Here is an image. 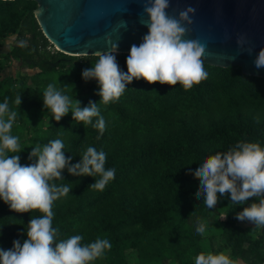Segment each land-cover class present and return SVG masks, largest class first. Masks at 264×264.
I'll use <instances>...</instances> for the list:
<instances>
[{"label":"trees","instance_id":"obj_1","mask_svg":"<svg viewBox=\"0 0 264 264\" xmlns=\"http://www.w3.org/2000/svg\"><path fill=\"white\" fill-rule=\"evenodd\" d=\"M37 6L35 0H0V49L10 36L15 35L17 42L0 57L20 59L26 67L39 69L23 77L20 87H15L12 76L0 78V101L10 98V107L21 114L17 120L30 111L50 114L43 108L40 93L56 75L59 86L69 85L70 97L81 95V106L99 101L96 81L81 77L82 69L96 56L50 50L35 17ZM127 55L116 56L125 71ZM6 60L0 61V71L7 66ZM208 67L209 72L187 90L179 82L168 85L133 79L118 99L99 104L106 120L102 135L91 125L73 121L70 112L60 121H49L40 134L41 145L62 138L71 163L92 145L106 152L105 168L116 169L103 190L88 188L93 177H77L67 169L62 173L64 181H56L74 186L70 194L53 203V226L59 229L60 238L81 234L83 243L97 237L111 241V249L94 264H129L130 250L137 252L138 264H194L200 252H207L201 246L205 235L195 231L198 217L220 229L232 258L264 264V229L254 237L250 226L238 224L235 212L243 205L229 202L226 217L218 221L220 210L207 209L202 196H192L200 184L197 159L240 140L264 143V77L245 74L240 67ZM18 94L19 108L11 103ZM30 151L19 154L22 164L30 162ZM33 214L38 213L34 210ZM29 219L30 213L15 212L0 201V248H10L14 239H23Z\"/></svg>","mask_w":264,"mask_h":264},{"label":"clouds","instance_id":"obj_2","mask_svg":"<svg viewBox=\"0 0 264 264\" xmlns=\"http://www.w3.org/2000/svg\"><path fill=\"white\" fill-rule=\"evenodd\" d=\"M169 7L170 0H144L145 18L140 22L147 32L138 44L130 46L125 57L126 71L116 59L117 42L96 52L94 62L82 69L83 80L96 81L99 101L81 106L78 99L68 95L69 85L48 83L40 94L49 118L60 121L70 112L73 121L91 125L102 135L106 120L99 104L118 99L133 79L168 85L179 82L187 90L204 77L209 72L206 38L189 31L196 9L189 5L173 16ZM237 42L243 44L245 38L241 36ZM254 64L257 68L264 66V47L257 52ZM9 100L5 96L0 101V201L15 212L30 213V219L27 228H23V239H14L10 248H0V264H94L111 249V241L97 237L83 243L81 234L60 238L59 229L53 226V203L70 194L74 186L73 182L56 181H64L62 173L67 169L77 177H93L94 182L88 188L103 190L114 179L116 169L105 168L106 152L92 145L82 151L76 163H71L72 156L65 155V143L60 137L43 145H29L30 162L22 164L19 154L25 147L21 146L19 136L12 133L21 114L10 107ZM11 103L19 108L21 94L12 98ZM197 160L195 171L200 174V184L195 191L202 196L205 207L213 209L219 196L227 193L232 204L243 205L235 212L236 219L248 221L254 228L264 227V143L240 140L226 150ZM192 161L187 163L190 167ZM34 210L38 214L34 215ZM195 223V231L203 235L207 220L198 217ZM194 264H238V261L228 251H207L200 252ZM239 264L247 262L240 260Z\"/></svg>","mask_w":264,"mask_h":264},{"label":"water","instance_id":"obj_3","mask_svg":"<svg viewBox=\"0 0 264 264\" xmlns=\"http://www.w3.org/2000/svg\"><path fill=\"white\" fill-rule=\"evenodd\" d=\"M35 1L43 33L68 55H95L113 42L117 52L128 53L147 32L140 22L144 0ZM189 5L196 9L189 31L206 38L209 65L240 67L245 74L264 77V66L254 64L264 47V0H170L168 12L175 16ZM241 36L243 44L237 42Z\"/></svg>","mask_w":264,"mask_h":264},{"label":"rangeland","instance_id":"obj_4","mask_svg":"<svg viewBox=\"0 0 264 264\" xmlns=\"http://www.w3.org/2000/svg\"><path fill=\"white\" fill-rule=\"evenodd\" d=\"M15 35L10 36L7 38L6 44L0 49V53H5L7 51H10L13 46L17 43L15 40ZM50 42V46L48 48L52 51L58 50V47L56 44L48 38ZM119 52H117L118 54ZM2 56L0 57V61H4ZM7 66L3 68L0 71V78H6L8 76H12L15 79V87H20V81L23 77H31L35 73L39 71L38 68L30 69L22 64V61L20 59H14L9 58V60H6ZM40 78L44 79V75L40 76ZM44 81V80H43ZM45 80L44 82H46ZM60 82V76L56 75L53 77L51 82ZM28 85H32L31 81H28ZM83 95V93H82ZM81 95H72L71 97H74L78 99ZM50 115V114H49ZM49 115H42L38 111H30L27 116H25L21 120H17V123L14 124L12 128V133L19 136L20 143L22 147H25L24 149H31L29 145L33 143H39L40 141V134L43 132V130L46 127V124L51 121L52 119L49 118ZM49 119V121H48ZM193 197H198L200 195H197L196 191L192 194ZM230 202V199L228 197V194L225 193L223 196H219L217 204L215 207L220 210L222 213L218 216V221L224 219L226 217V214L224 213V210L227 209L228 204ZM243 223V221H241ZM217 225V224H214ZM213 225V226H214ZM264 227H256L254 228V225L251 226V232L254 237H257L260 235L263 231ZM205 238L201 240V246L206 251H228L231 255L230 249L227 247V244L225 242V239L222 237L220 229L218 227H212L208 224V227L204 233ZM211 236V240L209 237ZM128 262L129 264H138L137 263V252L134 250L128 251ZM241 259H238V264ZM176 264V263H171Z\"/></svg>","mask_w":264,"mask_h":264},{"label":"crops","instance_id":"obj_5","mask_svg":"<svg viewBox=\"0 0 264 264\" xmlns=\"http://www.w3.org/2000/svg\"><path fill=\"white\" fill-rule=\"evenodd\" d=\"M237 222H238V224L240 223L241 226H243V227H249V226L251 227L253 225L252 223H250L248 221H243V223H241V220H238Z\"/></svg>","mask_w":264,"mask_h":264}]
</instances>
